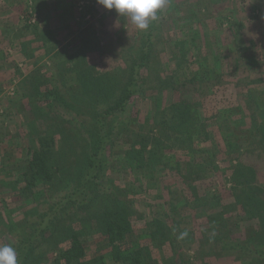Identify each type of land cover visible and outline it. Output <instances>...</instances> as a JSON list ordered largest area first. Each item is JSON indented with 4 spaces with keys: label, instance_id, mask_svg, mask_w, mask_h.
Instances as JSON below:
<instances>
[{
    "label": "rangeland",
    "instance_id": "1",
    "mask_svg": "<svg viewBox=\"0 0 264 264\" xmlns=\"http://www.w3.org/2000/svg\"><path fill=\"white\" fill-rule=\"evenodd\" d=\"M149 27L137 92L107 120L109 182L57 215L32 264L52 259L68 228L91 231L94 257L98 217L114 210L154 264H264V0H167ZM143 31L97 0H0V245L80 181ZM41 140L53 178L23 196L26 149Z\"/></svg>",
    "mask_w": 264,
    "mask_h": 264
},
{
    "label": "trees",
    "instance_id": "2",
    "mask_svg": "<svg viewBox=\"0 0 264 264\" xmlns=\"http://www.w3.org/2000/svg\"><path fill=\"white\" fill-rule=\"evenodd\" d=\"M23 13L27 14V12ZM24 16L26 17V15ZM30 17L31 13L27 14L25 19L30 22ZM142 34L145 38V45L140 58L132 66L128 82L114 104L109 105L95 120L94 138L89 151L83 159L84 175L81 176L80 181L70 192L65 193L53 207L44 214L39 215L40 218L37 223L29 220L26 224L27 221H24V224L19 228L10 229L6 231V234H3L4 244H9L15 249L18 264H32L33 251L38 244H41L46 239V232L52 229L55 219L58 216H63L70 205L74 203L83 205L86 200L85 194L89 190H103L105 182L108 184L109 179H107V175L105 174V166L112 134L108 128L107 120L116 112L123 111L130 99L137 92L139 85L138 76L143 70L149 56L152 35L151 28L148 27ZM55 95V87L48 88L41 96L39 95L37 101L49 104L50 99L55 97ZM177 110H184L180 116H185L188 112L187 110H189L188 103L183 107L178 105ZM44 144L45 142L41 140L39 149L31 147L26 149L25 162L20 173L23 180L19 193L23 196L29 195L36 185L45 186L53 178V172L49 165V152L44 148ZM122 212V210L121 212L115 210L106 211L99 215L100 226L98 230L105 242L98 245L94 257L85 259L89 247L86 239L92 237L91 231L68 228L66 229V245L52 250L51 253H55L52 259L48 257L42 258L37 264H108L106 259L113 261V264H154L149 256V247L141 245L139 235L133 234V227L123 214L124 212ZM5 236H9L8 240L5 239ZM115 245H118V248H115ZM105 247L108 248L107 256L98 252ZM166 264H172V262L167 261L166 258Z\"/></svg>",
    "mask_w": 264,
    "mask_h": 264
},
{
    "label": "clouds",
    "instance_id": "3",
    "mask_svg": "<svg viewBox=\"0 0 264 264\" xmlns=\"http://www.w3.org/2000/svg\"><path fill=\"white\" fill-rule=\"evenodd\" d=\"M97 3L127 16L137 29L146 30L149 22L157 19V11L165 7L167 0H97ZM0 264H18L16 251L11 245H0Z\"/></svg>",
    "mask_w": 264,
    "mask_h": 264
}]
</instances>
